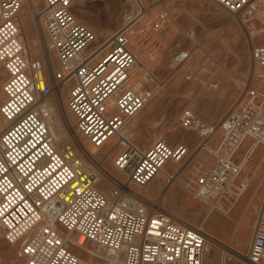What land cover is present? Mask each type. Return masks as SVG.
Instances as JSON below:
<instances>
[{
    "label": "built area",
    "instance_id": "1",
    "mask_svg": "<svg viewBox=\"0 0 264 264\" xmlns=\"http://www.w3.org/2000/svg\"><path fill=\"white\" fill-rule=\"evenodd\" d=\"M75 1L43 0V8L34 13L46 53L60 62L55 68L28 57L18 27L22 0H0V67L7 72L0 106L6 122L0 133L2 239L19 245L23 264H87L72 251L83 244L94 245L103 264H204L208 235L138 190L168 163H181L188 155L182 143L159 139L143 149L128 138V127L159 91L144 90L134 80L143 64L132 42L139 47L146 38L135 32L143 15L99 41L77 18ZM213 1L248 17L261 5V0H219L226 6ZM252 56L264 82V45L254 48ZM190 57V51H180L173 64L182 66ZM66 87V105L75 119L72 134L96 148L113 139L121 149L114 160L117 175L93 156L78 158L76 142L61 147L51 134L42 108ZM185 120L201 133H215L192 112ZM219 130L223 140L216 163L195 181L204 196L228 195L227 184L241 172L231 159L247 139L264 135V90L249 91ZM244 258L245 264H264V199Z\"/></svg>",
    "mask_w": 264,
    "mask_h": 264
},
{
    "label": "rangeland",
    "instance_id": "2",
    "mask_svg": "<svg viewBox=\"0 0 264 264\" xmlns=\"http://www.w3.org/2000/svg\"><path fill=\"white\" fill-rule=\"evenodd\" d=\"M34 2L29 1L20 12L25 13L27 21L21 25V32L30 45L40 40L36 51L43 46L44 54L41 52V57L35 59L45 58V55L50 61L51 54L49 56L45 51V38L34 14L44 3L43 0ZM74 9L77 18L99 41L127 23V16L143 15L135 32H142L146 38L139 47L136 40L132 42L143 64L134 80L144 90L159 87V91L131 123L128 133L131 141L143 149H148L159 139L188 147V155L181 163H169V166L177 167L176 170L180 169L174 177L175 184L170 181L172 176L154 188L149 184L147 190L151 194L147 198L160 209L189 221L208 234V245L213 250L212 264H243L237 253L244 255L247 252L264 199V135L260 139H247L231 159L241 167V172L227 184L226 197L222 194L202 195L196 189L195 181L216 163L215 153L223 140L219 130L221 121L244 101L249 91L264 90V82L258 76L252 56L254 48L264 45V0L253 17L235 15L211 0H76ZM161 15H166V20H161ZM19 18L20 15L18 21ZM180 51H190L191 57L185 65L176 67L173 58ZM52 58L58 68L53 53ZM6 79L7 72L0 67V106L4 101L2 85ZM68 93L66 88L62 100L59 96V102L56 94L49 98L53 105H59L61 121V108L65 100L67 102ZM187 112H192L203 127L214 129L215 133L207 135L200 132L202 128L187 126L184 123ZM3 122L0 116V133L6 128ZM68 141L74 144L72 139ZM113 144L105 147L113 148ZM120 152L121 149L112 152L108 160L101 163L107 172L114 173L113 160ZM110 188L107 186L104 190ZM170 190L171 194L168 193ZM166 193L168 198L165 199ZM207 200L211 212L204 203ZM87 246L92 249L91 244ZM11 251L12 246L0 236V264H23L19 257L12 256ZM72 251L86 262L93 261L80 248L75 247ZM204 264H210L206 258Z\"/></svg>",
    "mask_w": 264,
    "mask_h": 264
},
{
    "label": "bare ground",
    "instance_id": "3",
    "mask_svg": "<svg viewBox=\"0 0 264 264\" xmlns=\"http://www.w3.org/2000/svg\"><path fill=\"white\" fill-rule=\"evenodd\" d=\"M29 1H31V2H33V4L35 3L34 2V0H22V2H23V5L25 6V4H29ZM211 1H213V0H211ZM219 1V0H218ZM219 2H221V3H223L222 1H219ZM224 5H225V3H223ZM23 6V7H24ZM226 6V5H225ZM23 9V8H22ZM231 10H233V11H236V10H234V9H231ZM22 11V10H21ZM36 11V10H35ZM230 11V10H229ZM231 12V11H230ZM22 14V13H21ZM20 14V15H21ZM135 18V16H127L126 18H125V22H128V21H130L131 19H134ZM21 20V19H20ZM27 23V21H26V16H24L23 18H22V21H19L18 22V27H19V31H20V37H21V40L24 42V44H25V46H26V48H27V50H28V57H29V59L31 60L32 58H40L41 57V52L43 53L44 52V49H43V46H42V48H41V50H38V51H36V48L39 46V44H40V40L39 39H37L36 41H34L35 43L32 45H30V44H28L27 42H26V39L24 38L25 36H24V34L21 32V29H22V26L21 25H23V24H26ZM26 27V26H25ZM23 30V29H22ZM27 31V30H26ZM21 33L23 34V37L21 36ZM32 37V36H31ZM109 37V36H108ZM133 45V44H132ZM44 54V53H43ZM43 57H45V58H42V59H38V60H42L43 61V63H45L46 64V66H53V67H55L54 66V59L55 58H52V54H51V59H50V63H49V61H48V58H46V56L45 55H43ZM56 57V56H55ZM56 59H57V57H56ZM190 60V59H189ZM188 60V61H189ZM187 61V62H188ZM57 62H58V68H60V62H59V60L57 59ZM186 62V63H187ZM185 63V64H186ZM184 64V65H185ZM183 66V65H182ZM176 67H180V66H176ZM46 70H48L47 69V67H46ZM67 88V87H66ZM65 88V89H66ZM64 89V90H65ZM64 92V91H63ZM2 93H3V89H2ZM3 95H4V93H3ZM62 95H63V93H62ZM62 95H61V100H62ZM59 97H58V102H59V99H60ZM56 101V102H57ZM66 100H65V102L63 103V105H62V108L61 109H63V117H62V121H61V119L59 118V113H58V107H59V105L56 103V105L54 104H52L51 102H50V100L48 99L46 102H45V105H44V107L42 108L43 110H44V112L47 114V116L44 118L45 119V122H46V124L48 125V127H49V130H50V132H51V134L53 135V137L55 138V140L60 144V146L62 147V146H65V145H67V144H70V142L68 141L69 140V138L70 139H72L74 142H76V145L78 144V158H82V155H83V153L85 154H87V155H89V156H93L94 158H96V159H98L101 163H103V160L104 159H106V160H108V157L110 156V154H112V152H115L116 150H117V152H118V150L120 149L118 146H117V144H116V142L112 139V140H110L109 141V143H112V142H114V144H113V148H111L110 146L109 147H105V146H107L108 144H106L104 147H105V149L104 150H102V151H99V150H101L102 148H104V147H102V148H96V147H94L90 142H88V141H86V140H84L80 135H76V136H74L73 134H72V129H71V125H73V123H74V119H73V117H72V115H71V113L69 112V110H68V108H67V105H66ZM140 114V113H139ZM138 114V115H139ZM137 115V116H138ZM1 116V115H0ZM137 116H136V118H137ZM2 118V117H1ZM135 118V119H136ZM3 119V118H2ZM134 119V120H135ZM4 120V119H3ZM133 120V121H134ZM3 123H6L5 122V120H4V122ZM129 128V127H128ZM1 129V128H0ZM127 132H128V129H127ZM130 136L131 135H129V133H128V138L131 140V138H130ZM60 147V148H61ZM114 150V151H113ZM100 152H103V154H100ZM82 154V155H81ZM101 158V159H100ZM171 163V162H170ZM113 166H114V160H113ZM173 168V170L170 172L169 170L170 169H172ZM176 168L177 167H171V166H169V163L162 169V171L158 174V176H156L149 184L150 185H152V188H154L155 186H156V184L158 185H160L161 184V181H163V179H166V178H168V176H172V179L170 180V181H172L173 182V180H174V177H176L177 176V173L179 172V170L180 169H178V170H176ZM114 173L116 172V170H115V168H114ZM112 171V172H113ZM113 173V174H114ZM170 178V177H169ZM174 183V182H173ZM172 183V184H173ZM179 183V182H178ZM175 184V183H174ZM148 189V187H146L144 190H139V192L140 193H144V194H146V195H148V196H150V194H149V190H147ZM253 193H255V192H253ZM258 194V191H256V193H255V196ZM193 198V197H192ZM196 199H198V198H196ZM204 202V201H203ZM206 205H207V209H208V212H211L212 210H211V208H209V206H210V204H209V202H208V200L207 201H205L204 202ZM204 212H206V211H204ZM212 214V213H211ZM209 215V214H208ZM208 215H206L207 216V219H208ZM206 218V217H205ZM209 221L208 222H210V223H212V221H211V218H209L208 219ZM187 222H189V221H187ZM190 223V222H189ZM215 223V222H214ZM190 224H192V223H190ZM193 225V224H192ZM195 226V225H194ZM197 227V226H196ZM199 228V227H198ZM208 235V234H207ZM0 236H1V238H2V234H1V230H0ZM210 237L208 236V239H209ZM231 239V238H230ZM210 241V240H209ZM6 243V242H5ZM7 244V243H6ZM8 245H11L12 246V251L10 252L11 254H12V256L14 257V258H18L19 257V253H20V248H19V245H12V244H8ZM92 245V244H91ZM241 246V248L243 247L242 245H240ZM77 248H80L82 251H84V253L86 254V255H88L89 254V256L91 257V259L93 260L92 262H86L84 259H83V261L84 262H86L87 264H103L102 262H100L99 260H97L96 259V257L98 256V252H97V249H96V247L94 246V245H92V249L90 248V247H88L87 246V244H83L82 246H80V247H77ZM74 253V252H73ZM212 254H213V250L210 248V246L209 245H207V252H206V256H205V258H206V260L208 261V262H210V264H211V262H212ZM78 256V255H77ZM79 257V256H78ZM237 257L238 258H240L242 261H243V264H245V258H244V255H242V254H239V253H237ZM80 258V257H79ZM205 261V260H204ZM223 264H225V263H223Z\"/></svg>",
    "mask_w": 264,
    "mask_h": 264
},
{
    "label": "crops",
    "instance_id": "4",
    "mask_svg": "<svg viewBox=\"0 0 264 264\" xmlns=\"http://www.w3.org/2000/svg\"><path fill=\"white\" fill-rule=\"evenodd\" d=\"M24 16H25V13L23 12V13L20 15L19 21H22V18H23ZM20 19H21V20H20ZM19 21H18V22H19ZM171 192H172V191L170 190V192H168V193L171 194ZM166 198H168V197H167V193L165 194V199H166ZM171 198H172V197H171ZM209 263H210V262H209ZM212 263H213V261L211 262V264H212Z\"/></svg>",
    "mask_w": 264,
    "mask_h": 264
}]
</instances>
